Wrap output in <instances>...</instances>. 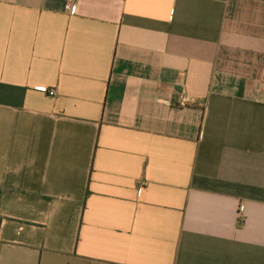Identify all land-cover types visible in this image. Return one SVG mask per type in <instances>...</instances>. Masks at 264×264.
<instances>
[{
    "label": "crops",
    "instance_id": "obj_1",
    "mask_svg": "<svg viewBox=\"0 0 264 264\" xmlns=\"http://www.w3.org/2000/svg\"><path fill=\"white\" fill-rule=\"evenodd\" d=\"M0 83V264H264V0H0Z\"/></svg>",
    "mask_w": 264,
    "mask_h": 264
},
{
    "label": "trees",
    "instance_id": "obj_2",
    "mask_svg": "<svg viewBox=\"0 0 264 264\" xmlns=\"http://www.w3.org/2000/svg\"><path fill=\"white\" fill-rule=\"evenodd\" d=\"M26 91L25 88L0 83V104L14 108H22L24 106ZM5 193L4 190L0 189V204ZM1 222L2 218H0V225Z\"/></svg>",
    "mask_w": 264,
    "mask_h": 264
},
{
    "label": "built area",
    "instance_id": "obj_3",
    "mask_svg": "<svg viewBox=\"0 0 264 264\" xmlns=\"http://www.w3.org/2000/svg\"><path fill=\"white\" fill-rule=\"evenodd\" d=\"M68 8H70V10L72 11V12H75V7H74V5H68ZM43 92H49L48 90H43ZM55 93L54 92H50V95H54ZM184 101H185V99H183V101H182V103L184 104Z\"/></svg>",
    "mask_w": 264,
    "mask_h": 264
}]
</instances>
